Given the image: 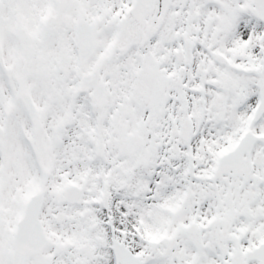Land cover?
<instances>
[{
    "label": "snow or ice",
    "instance_id": "1",
    "mask_svg": "<svg viewBox=\"0 0 264 264\" xmlns=\"http://www.w3.org/2000/svg\"><path fill=\"white\" fill-rule=\"evenodd\" d=\"M0 264H264V0H0Z\"/></svg>",
    "mask_w": 264,
    "mask_h": 264
}]
</instances>
